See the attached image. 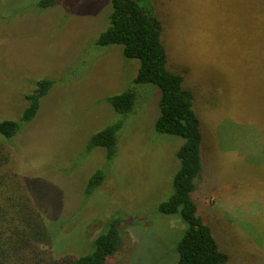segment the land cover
<instances>
[{
    "label": "rangeland",
    "instance_id": "obj_1",
    "mask_svg": "<svg viewBox=\"0 0 264 264\" xmlns=\"http://www.w3.org/2000/svg\"><path fill=\"white\" fill-rule=\"evenodd\" d=\"M38 1L0 0V119L18 118L38 80H57L12 143V163L54 218L45 222L52 251L91 252L105 220L120 209L137 220H124L125 246L107 264H175L180 218L146 213L172 194L183 141L156 131L160 89L133 85L139 60L126 59L122 45L96 44L108 0H60L44 10ZM153 3L169 66L184 74L203 123L198 212L228 264H264V0ZM131 86L141 99L138 113L125 117L119 154L85 198L84 185L105 157L103 148L84 155L87 141L122 117L101 101Z\"/></svg>",
    "mask_w": 264,
    "mask_h": 264
},
{
    "label": "trees",
    "instance_id": "obj_2",
    "mask_svg": "<svg viewBox=\"0 0 264 264\" xmlns=\"http://www.w3.org/2000/svg\"><path fill=\"white\" fill-rule=\"evenodd\" d=\"M59 1L39 0L37 7L44 10ZM108 1L112 7L108 26L100 33L96 44L100 47L122 45L126 59L139 60L133 85L152 84L161 93L156 131L183 139L177 151L180 167L172 180V194L152 205L146 213L180 218L184 228L177 242L175 264H228L229 254L221 249L213 227L199 214L193 197L203 172V123L195 108L194 93L185 85L184 74L169 66L162 19L153 0ZM56 83V79L49 77L38 80L34 90L26 95L27 104L18 118L0 119V136L3 139L0 140V264H107L125 246L124 220H137H134V214L117 209L93 239L91 252L57 257L52 251L53 239L45 222L54 218L46 217L47 212L35 201L27 177L21 175L12 163V143L25 123L36 117L42 100ZM134 87L101 101L110 104L122 117L93 133L87 141L84 155H90L95 148H103L105 157L103 165L90 175L84 185L85 198L99 190L119 154L125 117L138 113L141 99Z\"/></svg>",
    "mask_w": 264,
    "mask_h": 264
}]
</instances>
